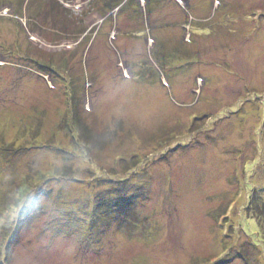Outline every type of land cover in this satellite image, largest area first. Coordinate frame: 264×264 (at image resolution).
Listing matches in <instances>:
<instances>
[{
    "label": "rangeland",
    "instance_id": "obj_1",
    "mask_svg": "<svg viewBox=\"0 0 264 264\" xmlns=\"http://www.w3.org/2000/svg\"><path fill=\"white\" fill-rule=\"evenodd\" d=\"M115 3L0 0V264H264V0Z\"/></svg>",
    "mask_w": 264,
    "mask_h": 264
},
{
    "label": "trees",
    "instance_id": "obj_2",
    "mask_svg": "<svg viewBox=\"0 0 264 264\" xmlns=\"http://www.w3.org/2000/svg\"><path fill=\"white\" fill-rule=\"evenodd\" d=\"M123 1L124 0H122L121 2H117V0H116L115 6H113L114 7L113 9H115V8L118 9L123 4ZM56 5L59 6V2L56 1ZM90 137L91 136L89 135L87 138L90 139ZM119 210H120V208H119Z\"/></svg>",
    "mask_w": 264,
    "mask_h": 264
}]
</instances>
